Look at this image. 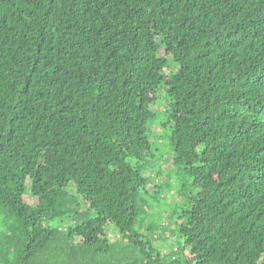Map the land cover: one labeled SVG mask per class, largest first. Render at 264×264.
<instances>
[{"label":"trees","instance_id":"1","mask_svg":"<svg viewBox=\"0 0 264 264\" xmlns=\"http://www.w3.org/2000/svg\"><path fill=\"white\" fill-rule=\"evenodd\" d=\"M159 88L197 190L168 226ZM0 264H264V0H0Z\"/></svg>","mask_w":264,"mask_h":264},{"label":"rangeland","instance_id":"2","mask_svg":"<svg viewBox=\"0 0 264 264\" xmlns=\"http://www.w3.org/2000/svg\"><path fill=\"white\" fill-rule=\"evenodd\" d=\"M169 103L164 89L159 88L156 92V99L153 107L154 119L149 123L147 128L152 156L148 159L147 163L140 164L143 175L153 179L154 185L161 188L160 194H157L155 197L157 198L153 205L155 208H153L150 213L152 216L156 217L153 220L156 224L160 221L159 214L162 215L164 217L162 223L165 226H168L166 216L168 217L174 210L182 206L185 203V199L193 195V193L195 194L197 191L191 189V179L184 173L183 168L173 164L174 152L171 142L172 123L169 120L167 112ZM131 163L133 166H137L134 160L131 161ZM155 191L156 188L151 185L149 189L151 197H153ZM26 201L32 203L30 197H26ZM76 212L78 215H82L85 213V209L81 205L76 209ZM70 217L71 215H68L66 218H59L55 224H71L72 220ZM93 217V213H88L86 216V218ZM139 226L143 227V225ZM111 232L112 237L115 238L117 235L113 227L110 228V233ZM153 238L158 241L157 248L164 254L169 253L172 246H177L176 238H172L167 243L161 242L160 235H155Z\"/></svg>","mask_w":264,"mask_h":264}]
</instances>
